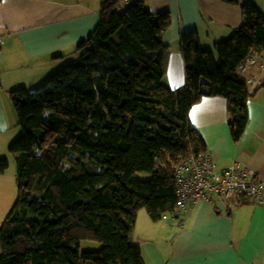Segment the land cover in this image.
<instances>
[{
  "label": "trees",
  "instance_id": "obj_1",
  "mask_svg": "<svg viewBox=\"0 0 264 264\" xmlns=\"http://www.w3.org/2000/svg\"><path fill=\"white\" fill-rule=\"evenodd\" d=\"M120 1L103 2L73 63L37 89L10 92L22 133L9 147L18 198L0 227V264H145L132 243L139 213L153 223L177 220L174 169L209 155L191 109L205 97L227 99L238 142L248 101L264 95V80L253 88L239 70L264 56V13L254 2L222 0L241 5L243 22L214 50L201 47L197 31L181 35L186 83L173 90L163 38L171 15L153 14L143 1L118 11ZM9 167L0 160V175ZM83 241L104 246L82 254Z\"/></svg>",
  "mask_w": 264,
  "mask_h": 264
},
{
  "label": "crops",
  "instance_id": "obj_2",
  "mask_svg": "<svg viewBox=\"0 0 264 264\" xmlns=\"http://www.w3.org/2000/svg\"><path fill=\"white\" fill-rule=\"evenodd\" d=\"M104 1L0 0V148L7 146L3 134L10 130V92L37 86L77 56L76 46L100 22ZM138 1L153 14L171 15L172 25L163 38L171 48L166 83L173 90L186 83L179 46L183 33L197 31L201 47L214 50L242 26L244 2H254L264 13V0H240L241 5L222 0L124 3ZM245 76L254 88L264 80V70L259 65ZM229 119V102L222 97H205L190 112L192 125L220 169L237 163L264 180V95L248 101V124L238 142L232 138ZM142 213L132 243L141 249L145 264H264V205L247 198L215 197L191 204L177 220L154 224Z\"/></svg>",
  "mask_w": 264,
  "mask_h": 264
},
{
  "label": "built area",
  "instance_id": "obj_3",
  "mask_svg": "<svg viewBox=\"0 0 264 264\" xmlns=\"http://www.w3.org/2000/svg\"><path fill=\"white\" fill-rule=\"evenodd\" d=\"M128 3V0H124ZM260 63V64H259ZM264 70V57H249L239 67L245 74L259 65ZM253 83L252 79L247 80ZM177 200L174 214L177 218L191 204L218 198H247L256 205H264V180L253 176L251 171L235 163L220 169L207 154L192 155L174 169ZM164 220H169L168 215Z\"/></svg>",
  "mask_w": 264,
  "mask_h": 264
},
{
  "label": "rangeland",
  "instance_id": "obj_4",
  "mask_svg": "<svg viewBox=\"0 0 264 264\" xmlns=\"http://www.w3.org/2000/svg\"><path fill=\"white\" fill-rule=\"evenodd\" d=\"M122 3H124L123 0ZM125 6L127 7L129 5H126L125 3L118 4L117 10L123 11L122 9H125ZM76 59L77 56L67 60V64H65V66H63L62 68L58 69V71L62 70L67 65L73 63ZM52 74H53L52 72L49 73L47 77L42 78L43 80H39L37 82L39 83L37 86L29 88L28 90L37 89V87L41 86L49 77L52 76ZM10 106H11L10 130L6 134H3V136L6 135L7 146H5V148L3 147V149L0 148V160L7 159L10 162V167L8 171L4 175H0V227L3 224V222L9 217L18 198V189L16 185V162H15V157L9 152V147L20 137L22 131L18 125L17 114L12 102ZM137 178H140L142 180H148L150 178V175L145 173H138ZM142 212L144 216L146 217L148 216L145 210H143ZM165 245L167 246V248L169 247L168 242H165ZM103 246H104L103 244L98 242L83 241L80 245V252L83 254L87 252L100 251L103 248Z\"/></svg>",
  "mask_w": 264,
  "mask_h": 264
}]
</instances>
